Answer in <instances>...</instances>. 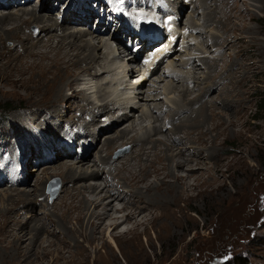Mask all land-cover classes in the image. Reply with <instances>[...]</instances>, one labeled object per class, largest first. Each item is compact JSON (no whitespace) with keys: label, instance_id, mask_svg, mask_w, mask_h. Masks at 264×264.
Wrapping results in <instances>:
<instances>
[{"label":"rangeland","instance_id":"rangeland-1","mask_svg":"<svg viewBox=\"0 0 264 264\" xmlns=\"http://www.w3.org/2000/svg\"><path fill=\"white\" fill-rule=\"evenodd\" d=\"M45 1L46 3L50 2V0ZM45 1L42 2L39 9H36L38 3L35 2L37 0H29V4L16 5L8 8L9 10L0 9V12L7 11L14 14L22 8L29 9V11L34 10V13L41 11L39 15L50 16L52 22L62 27V18L60 22L57 21L56 14L58 13L53 11L54 8L50 12L51 15L43 13L44 6H49V8L51 6L44 4ZM176 1L178 7L183 5V0ZM141 2L142 4L138 0H108V7L104 8L106 10L107 8L114 9L116 13H124L130 24L132 23L130 17H132L139 19V22L144 19L142 21L144 28H150L152 24L151 27L154 28L160 26L158 30H162V33L164 25L165 29L170 32L176 33L175 30H179L182 45H178L176 55L168 59L165 66L160 69H155L156 65L153 66V70L150 69L147 72L153 74H151V78H148L150 80L145 79L148 81L144 82L143 79L139 84V80L142 78L133 81L132 79H136L138 76L135 78L127 76L134 82L133 86L130 83L121 85V80L126 75L124 67L128 64L124 60L114 59L116 62L114 70L117 76H124L119 78L120 83L119 80H115L116 76L111 74L113 73L112 69L103 71L105 78H103V73L99 78L97 72L102 70L104 61L108 65V62L111 61H107V59L111 58L112 60L115 48H113V52L108 49L111 48V37L114 34H111L109 29L108 32H104V35H98L92 31V35H86L85 38L90 40L91 53L98 57V62L102 61L97 63L96 67L91 65L92 69L87 73L92 76L85 77V83L82 77L86 72L79 67L74 68L71 76L63 81L68 96L65 102L58 103L57 112L59 115L60 113L64 115L66 121L58 123L59 126L52 125L56 123V116L53 112L48 119L47 115H44L52 127L46 126L45 128L35 121L36 118H39V114L35 113V110L41 109L31 105L33 97L22 88L7 82L10 73L16 74L14 73L15 61L9 64L0 62V109L12 108V111L6 114L0 110V198H5L6 191L10 190L33 191L36 188V183L39 182L37 187L39 190L36 193L31 192L30 205H27V209H33V211L25 214V218L36 215L38 218H49L56 225L58 223L57 214L52 213L51 207L63 196V189L69 188L72 184L82 187V185L94 182L97 187L105 191V182H108L110 190L113 184H118L119 192H127L129 189L124 188L123 183L117 178L118 171L112 166L117 165V161H124L127 160V157L132 156L135 153L131 152L133 148H140L144 144V147L149 149L153 147L149 143H154L161 150L168 148L173 157L182 155L179 153L182 149L184 155L189 156L192 153L193 160L198 159V162L201 163L199 165L197 162V165L193 166L196 170L198 167L200 168L196 171L197 173L190 174L191 177L186 179L188 183L194 185L195 177L202 175L201 180L196 183L197 187L200 185L198 190L183 195L174 204L172 203L176 197L172 196V198L165 192L164 196L167 197L165 213L161 214L160 210L153 211L154 216L159 218L154 221L153 225L149 224L144 231L143 228H139L134 232L118 234L130 228V224L123 225L117 235H113L115 239L112 241L108 238V229L105 228L104 243L102 240L95 242L89 248V255L85 259L87 262L83 260V263L80 264H94V261H97L95 264H264V112L258 113L260 105L264 107V0H189L187 5L181 6V8L184 7L185 12L180 21L176 20V24L169 19V12L166 9L162 12V18L158 19L159 22L155 19V14H160L157 6L160 3L165 4L166 0H141ZM53 3L54 0H52V5ZM231 4L233 10L228 20L224 21L223 13L228 12L227 6L229 7ZM94 5L98 10L102 7L98 0ZM167 7L173 10L176 15L173 8ZM153 8L157 10L155 14ZM104 10L102 9V11ZM240 16H247V18L250 16L253 20L246 19L242 22ZM110 20L114 22V18L110 17ZM65 22L68 21L65 20L63 24ZM223 25L227 30L223 29ZM63 27L62 30H66ZM69 27L71 28L67 30L68 33L89 30V25L86 29L72 25ZM38 31L37 25L34 24L24 33L29 35L32 33L34 40L39 35L42 37L45 34V32L40 34ZM51 33L57 34V32ZM92 36L93 38H91ZM256 46H260V49ZM4 47L8 49L5 51L6 53L8 51L13 53L21 45L7 41ZM20 52L24 54L25 51L21 50ZM99 64L101 65L99 66ZM120 64L125 66L120 69ZM84 65L83 63L82 66L84 67ZM98 66L99 68L95 71L94 69ZM129 69L130 67L127 68L128 71ZM143 71L141 72L142 77L148 75L146 72L143 74ZM232 73L236 80H232L235 85L230 86L231 78L228 76ZM105 81L109 84L105 85ZM237 81H240L241 85H237ZM69 82H72L71 87H68ZM137 85H139L138 90H135ZM82 88L93 89L91 100L97 104L101 103L98 107H102L103 104L110 101L105 104L106 111L109 109L110 114L107 112L99 116L90 128L87 123H90L91 118L98 116L99 113L95 111V114H89V117L84 118V123L88 126H83L82 134L76 133V135L81 137V141L84 140L86 131H92V136L86 138V143L83 142L82 147L78 144V150L75 147L76 143L72 144L71 142V145L76 149V152H73L72 149L69 151V142L63 140V137L69 141L74 140L69 139V134L66 135L67 137L65 136L64 129L67 130L65 124L67 120L74 117V122H76L79 117L78 113L80 114V112L75 113V110H72L74 107L76 109L83 105L78 101L80 98L76 96L88 97V95H83V91L80 90ZM123 89L134 91L133 96L130 91L129 95L121 97L118 93H127ZM115 90L120 92L117 93ZM239 98H244V102L242 103ZM206 99L208 104L206 103L203 108L205 110L203 115L206 114V117H197L196 110L199 109L200 103L206 102ZM115 102L119 106H116ZM235 105L236 107L242 105L241 109L239 108L241 113L238 112L239 109L236 110ZM128 106H131L129 113L117 114L119 109H127ZM43 111L47 113L46 110ZM210 111H214L216 125L218 121H222L227 126L210 133L212 128V122H209ZM131 112L132 114H130ZM176 114L179 115L176 116ZM190 116H192L191 122L201 125L203 132L209 133L207 135L209 144L203 149L194 144L197 137L193 130L189 129L193 125L190 121L191 124H184L186 126L182 129H175L181 125L180 122L189 120ZM122 118L126 120L123 121ZM204 118L208 123L203 121ZM120 120L122 122H119ZM131 123L134 125V131H128L129 138L136 135L138 143L129 145L130 140H128L127 143L117 146L110 155H107L109 151L101 149L102 143L108 138L106 135L113 134L109 136L115 137V130L130 129ZM103 126L111 128V130L103 132L105 129ZM13 130L16 131V135ZM42 131L45 132L46 137L50 138L48 144L46 141L42 143L41 137H39V143L36 132L38 134ZM69 131L71 130L69 129L66 133ZM99 132L101 135L98 134ZM40 136L43 135L40 133ZM53 143L60 147L52 146ZM61 148L71 152L74 158L76 156L84 160L82 159L80 164L76 158H61L63 154ZM185 150L187 152H184ZM3 157L5 161H3ZM106 160H110V162L104 165ZM63 161L77 173L85 171L87 174L95 172L98 175L95 178L86 177L85 180L70 182V180L64 179V174H61V171L65 172V170L58 169V164ZM129 164L134 165L135 163ZM135 169L138 170L137 167ZM174 171L182 178L186 175L184 171L176 169ZM150 180L153 185H158L153 178ZM202 181L216 185L223 184L225 189L217 194L213 190L215 195L210 196L207 193H202L205 189ZM56 185H58V192L56 198L51 200V193ZM104 201L108 203L111 199L106 196ZM132 201L144 212H147L149 207L154 210L157 206L153 200L143 197L134 198ZM138 202L139 204H137ZM114 204L117 205L118 202ZM144 205L145 208H143ZM5 207V200H1L0 209L4 210ZM18 213L24 214L22 211H18ZM50 232L60 241L67 240L57 225H53ZM77 240L81 241L80 238ZM70 250L74 252V248L71 247ZM4 254L5 250L0 247V256ZM66 256H68L67 253ZM64 262L58 261L53 264H64ZM48 264H51V261Z\"/></svg>","mask_w":264,"mask_h":264},{"label":"bare ground","instance_id":"bare-ground-1","mask_svg":"<svg viewBox=\"0 0 264 264\" xmlns=\"http://www.w3.org/2000/svg\"><path fill=\"white\" fill-rule=\"evenodd\" d=\"M138 1L139 3L142 4L141 0ZM48 5L49 3H47V6ZM52 9H53L52 7L49 8V6L48 7L44 6L42 10L45 15L46 14L51 15L50 12L52 11ZM232 10H233L232 4L229 7L227 6L228 12L223 13L224 21L228 20ZM39 13L37 12L34 13V10L29 11V9L22 8V9H18V11L14 14L9 13L7 11L0 14V62L9 64L15 61L16 63L14 65L15 68L14 67L13 68H14V73L16 74L13 75L11 73L10 74L8 73L9 74L8 77L6 76L7 82L14 85L15 87L22 88L27 92L28 95L33 97V102H32L33 104L31 105L33 107H39L41 109V110L36 109L35 110L36 112L34 111L35 113L39 114L38 115L39 118H36L35 121H37L39 125L41 126L43 125L45 126V128L46 126H48L49 128L52 126L48 123L49 121L45 119L44 115H47V119H48L49 116H52V112L55 113L56 123L52 124L55 126H59L58 123L61 122L63 123L66 121L64 120V115H62L61 113L59 115V113L57 112L58 103L65 102L67 100L66 97L68 96V94H66L63 81L67 79L68 76H71V73L72 71H74L73 70L74 68L77 69V67H79L81 70L87 73L92 69L91 65H93L92 67H96V64L100 63L102 60L100 62L97 61L98 57H95V55L91 53L92 47L90 45V40L85 38L86 35L89 36L92 35V30H90V28L89 30H87V32L85 30L82 31L79 30L77 33L67 32V30L71 28L69 27L71 25L80 27L82 29L84 28L86 29L88 22L85 23L83 22V24H81L79 21L82 20L75 21L73 19H70V17H67L61 22V25L63 26L65 25L64 27L66 28V30L65 29L62 30L63 26L60 27V25H57L56 23L52 22L50 16H42L39 15ZM83 15H85V19H87L88 17H92L91 12H87V11ZM170 15L171 14H169L168 17ZM119 17L122 18L123 21L127 22L128 27H130L131 30L136 31L139 37L145 38V40L147 41L151 40L152 38L155 39L161 38L162 30L161 31L158 30L160 26L158 28L157 27L154 28L151 27L153 25L152 24L150 28H144L145 26L144 27L142 26L143 25L142 21L144 19H142V21L139 22V26H137L136 24H132V23L130 24L125 14L120 15ZM240 18L242 22H244L246 19L249 21L253 20V18L250 16L248 18L247 16L246 17L240 16ZM79 19H81V17ZM163 19L165 18L163 17ZM65 20H67L68 22L67 23L65 22V24H63ZM34 24L37 25L39 30L38 32L40 34L43 32H45V34L42 35V37H39L40 36L39 35L37 39L33 40V36L31 35L32 33L29 35L28 33L26 34L24 32L25 30H29L30 26ZM162 24L164 23L162 22ZM168 25H170V23H168ZM52 28L54 29L50 31V29ZM108 29L110 31V28H107L106 30ZM223 29H226V26H224ZM175 31L177 32V30ZM51 32H55V33L57 32V34H52ZM122 32L125 33L124 28H118L114 30V35H112L111 41L114 42L116 46L120 44L119 41L120 39L118 36H120ZM97 34L104 35V32ZM175 35L176 33L172 31L167 34L168 39L166 40V43L163 46H158V50L154 54H152L153 58L151 59V61H149V57L144 55L143 59L145 61L143 60V70H144L143 74L144 72L146 73L149 72L150 69L153 70L154 68L153 66H155L159 61L164 60L167 57V51L174 50L173 41L175 40ZM91 38H93V36ZM134 39L130 40L131 44L134 41L137 42V40ZM7 41H12V43L15 42L16 45H21V47L17 51L14 52L12 51L13 53L9 51L8 53H6L5 51L8 49L4 47V44ZM143 43L141 44V47L146 46V44ZM179 44L181 45V43ZM256 47L260 49V46H256ZM21 50L25 51L24 54H21L20 52ZM83 63L85 64L84 67L82 66ZM101 64H99V66ZM120 66H121L120 69H122V66L124 67L125 65L120 64ZM124 68L126 75L124 77L121 75L123 73L120 74L121 75L120 78L124 77L121 80V85H124V83H127L128 85V83H130L131 86H133L134 82L127 77L129 75V72L127 70L128 64ZM25 72H27L28 74H24ZM228 77L231 78V81H229L230 83L229 85L233 86L234 84L233 81L235 79L234 74L232 73ZM125 80H127V82H125ZM237 85H241L240 81H237ZM71 86H72V82H69L68 87ZM139 95L141 94L139 93ZM76 97L80 98V100L78 101H80L81 104L83 105L78 106L76 109L75 107L72 109L75 110V113L80 112V114L78 113L79 117H77L76 122H74L75 121L74 117H71L69 120H67V122L65 123L67 130L70 129L71 131L75 132V134L76 133L82 134L81 132L84 131L83 126L85 127L87 124L91 125L92 123H95L96 119L99 116L106 114L107 112L110 114L109 109L108 111H106L107 106L105 107V104H107L108 102L103 104L102 107H98V106L95 107L92 104H90V102L85 97H79V96ZM239 99L241 100L242 103L244 102V98H239ZM118 101L120 102L119 99ZM127 101L130 102L129 99H127ZM133 101L131 102L134 103ZM206 103L208 104L207 99L206 102L200 103L201 105L199 106V109L201 110L198 109L199 112L198 110H196L198 112V113L196 112L197 117L201 116V118H203L204 116L203 111H205L203 110V108L204 106H206L205 105ZM111 104L114 105L113 103ZM117 104L116 106H119V104L118 105ZM241 106L242 105L236 107L235 105V107L237 108L236 110H238L239 108L241 109ZM240 109L238 110V112L240 111ZM43 110H46L47 113H45ZM95 111L99 113L98 116L92 117L90 123L85 124L84 118L89 114L94 113ZM132 112L130 114H132ZM177 115L179 114H176V116ZM204 117H206V114ZM209 117L211 118V119L209 118L210 119L209 122H212L211 124L212 128L210 133L214 132L216 129L220 130L221 128L223 129L225 127L226 123L222 121H218L216 125L214 111H210ZM191 118L192 116H190L189 120L186 119L180 122L181 125L177 126L175 129L180 130L182 129V127H185L186 125L184 124L190 123ZM121 120L125 121L126 119L122 118ZM121 120L119 122H122ZM206 120L207 119L204 118L203 121L206 123L207 122ZM75 123L77 125H74ZM191 123L193 125H191L189 129L193 130V132L195 133L194 135H196L197 137V140H194V144L197 145L199 148L203 149V147L209 144L207 140V135L209 133L207 134L203 132L202 130L203 127L201 125L193 122ZM130 127H129L130 129L125 128L120 131L115 130L116 132L115 137H110L113 134H109L110 136L106 135L108 136V138L105 139L104 142L102 143L101 149L102 150L105 149L107 150V152L109 151L107 155H110L111 152L115 150L117 146L127 143L128 140H130V143H128L129 145L138 143V140L136 139L137 138L136 135L129 138L128 131H132V132L134 131L133 123H131ZM109 130H111V128L108 129L107 127L106 129L103 130V132H107ZM86 133L87 134H85L84 137L85 143H86V138H90L92 136V131H88V132L86 131ZM68 137L69 139H73V135L70 133ZM49 139L45 140L47 144L49 143ZM53 144L52 146L56 145L55 143ZM72 144L75 143L72 142ZM83 144L84 143H80L79 144L80 147H82ZM149 144H152L153 147L146 149L144 147L145 145L143 144L140 146V148L137 147L133 148L131 152L134 151L135 153L133 155L131 153L132 156H130L129 158L127 157V160L125 159L124 161H117V165L112 166L116 168V170L118 171L117 178L123 183L124 188H127V190L129 189L127 192H119V190H117L118 184L115 185L113 184L110 190L109 189L110 185L108 184V182L107 183L105 182V187H104L105 191L104 189H100V187H97L96 184H94V182L93 184L92 183L87 185L84 184L85 186L82 185V187H77L76 184H72L69 188L63 189L62 191L63 196L59 198V201L56 202L51 207V209H52V213L57 214L56 217L58 219V223H56V225L60 230H62L64 236L67 238L68 241L67 240L60 241L54 236L53 233L50 232L51 227H53V225L56 226L51 219L38 218L36 217V215L31 216L29 218H25V214L27 213L29 214L33 211V209H27L28 208L27 205H30L29 201H31L30 200L31 192L36 193L39 190L37 188L39 186L38 184L39 182L36 183L35 186L36 188L33 191L25 190V189L6 191L5 193L6 197L0 198V201L5 200L6 202L5 209L4 210L0 209L1 210L0 211V247L5 250V254L3 256H0V264H48L50 263V261L51 264L58 261H65L64 264L83 263V260H85L89 255V248L92 245H94L95 242L102 240L104 243L103 238H104L105 228L108 229L109 231L108 238L112 241H114L115 239L113 238V235L114 234L117 235L118 230L123 225L130 224V228L128 230L121 231L118 234H126L131 231L134 232L137 231L139 228H143L144 231L149 224L153 225L154 221L159 218L157 216L156 217L154 216L155 213L153 211L160 210L159 212L162 214V212H164V210L166 209L167 197L165 198L164 196L165 192L166 195L170 197L172 196L176 197V199L173 200L172 203L174 204L175 202L179 201L183 195L192 192L194 190L195 191L198 190L200 185L197 187L196 183H198L201 180L200 178L202 177V175L199 177H195V179L193 178L195 181L194 185L186 181V179H189V177H191V175L194 174V172L200 169L199 167L197 168V170L196 168H193L194 165H197L198 159L193 160L191 156L192 153L189 156H186L184 155V153H182V149H181L179 153L182 155H179V157H173L169 153L168 148L161 150L157 148V146L154 143H149ZM56 146L60 147L58 145ZM61 149L63 151V152L61 151L63 153L61 158L63 157L73 158V159L76 158L78 163L80 164L82 163L81 160L83 158L80 159L76 156L74 158V156L71 155L72 154L71 152L68 153L67 150H64L63 148ZM184 152H187V150H185ZM193 157H195V155H193ZM110 160H106V163H104V165L109 164ZM3 161H5V159ZM133 162L135 163L134 165L129 164ZM198 164L200 165L201 163L198 162ZM58 165H59L58 169L65 170V172L61 171V174L65 175L64 179L68 181L70 180V182L80 179L85 180L86 177L91 179V178H95V176L98 175L97 173L95 174V172L87 174L85 171L81 173L80 172L77 173L74 171L75 169L74 170L71 169L70 165H68V163H64V161ZM136 167L138 170L135 169ZM174 169H176L177 171L178 170L184 171L186 173L185 177L182 178L179 175L175 174L176 171H174ZM151 178H153L158 183V185H153L152 184L153 182H151L150 180ZM202 185L203 187H205L202 193H207L210 196H213L219 193L221 190L225 189V186L220 183L216 185L215 183L202 181ZM213 190H215L214 191L216 192L215 194ZM106 196H108L111 199V201H109L108 203H105L104 201L106 199ZM137 197H143L145 199L153 200L157 204V206L155 207L154 210L149 207L147 212H144L141 208L137 207L136 204H134L132 201L134 198ZM116 202H118V204L119 203L121 204L119 206L118 204L115 205L114 203ZM137 204H139V202ZM145 207L146 206L144 205L143 208ZM25 209L27 210L25 211ZM18 211H22L24 214L22 215L18 213ZM168 211L170 210L168 209ZM49 237H51V239H49ZM78 238H80L81 241H78L77 240ZM71 247L74 248V252H71L70 250ZM66 253L68 254V256H66ZM96 262L94 261V264Z\"/></svg>","mask_w":264,"mask_h":264},{"label":"trees","instance_id":"trees-1","mask_svg":"<svg viewBox=\"0 0 264 264\" xmlns=\"http://www.w3.org/2000/svg\"><path fill=\"white\" fill-rule=\"evenodd\" d=\"M261 101H263V100H261ZM0 110H1V112L4 111V113L6 114V113H9L10 111H12V108H8V109L3 108V109H0ZM259 112H264V107H262L261 105L258 108V113Z\"/></svg>","mask_w":264,"mask_h":264},{"label":"water","instance_id":"water-1","mask_svg":"<svg viewBox=\"0 0 264 264\" xmlns=\"http://www.w3.org/2000/svg\"><path fill=\"white\" fill-rule=\"evenodd\" d=\"M58 192V185H56V188L52 191L50 199L53 200L56 198Z\"/></svg>","mask_w":264,"mask_h":264}]
</instances>
